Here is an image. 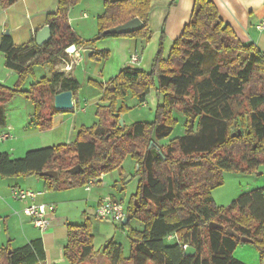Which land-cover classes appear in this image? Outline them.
Returning a JSON list of instances; mask_svg holds the SVG:
<instances>
[{"label": "trees", "instance_id": "trees-1", "mask_svg": "<svg viewBox=\"0 0 264 264\" xmlns=\"http://www.w3.org/2000/svg\"><path fill=\"white\" fill-rule=\"evenodd\" d=\"M1 1L9 6L17 0ZM80 1L59 0L57 13L48 17L53 37L42 47L35 39L16 45L10 35L3 37L1 51L6 66L19 75V85L33 74L35 65L54 68L51 77H43L28 92L0 83V126L6 124L4 103L25 92L35 104L38 128H52L60 112L54 108V96L72 90L76 98L81 88L78 78L55 68L72 56L69 46L94 49L91 60L102 62L110 52L96 50L97 41L153 36L152 0H103L99 32L84 39L69 21L71 8ZM136 17L145 24L140 31L108 33ZM164 44L165 31L150 71L125 66L106 86L91 81L102 88V100L108 103L99 107L97 124L81 127L70 143L29 150L19 158L0 152V175H37L49 181L52 190L88 186L100 182L104 174L120 171L130 154L137 160L140 180L128 221L120 223L129 227L131 252L125 256L123 245L110 241L102 252L110 264H247L234 256L240 238L226 229L252 239L264 255V187L242 194L227 207L216 204L212 190L223 184L225 171L252 173L264 164V53L238 37L212 0H195L190 22L168 55ZM155 83L163 94L156 119L121 126L127 106L118 107V99L133 94L144 104ZM175 109L187 118L186 133L162 143L173 131ZM78 164L83 172L71 174L69 170ZM47 170L57 171L59 179L41 175ZM133 217L144 221L143 230L131 227ZM185 246L194 247L196 253L186 254ZM64 252L68 264H86L98 257L89 221L68 225ZM0 264H47L42 239L16 249L3 247Z\"/></svg>", "mask_w": 264, "mask_h": 264}, {"label": "crops", "instance_id": "crops-1", "mask_svg": "<svg viewBox=\"0 0 264 264\" xmlns=\"http://www.w3.org/2000/svg\"><path fill=\"white\" fill-rule=\"evenodd\" d=\"M212 1L217 6L223 21L233 28L238 37L243 42L254 43L264 53V29L258 30L256 27L264 18V0ZM194 3L195 0H152L149 15V27L153 31L152 38L145 40L108 37L97 41L95 49L109 51L110 57L102 62L96 61L97 63L91 71H88L86 78L106 86L125 66H135L150 71L162 32L165 31L164 45L168 55L174 41L182 35L184 27L190 22ZM58 7L59 0H17L9 6H5L0 0V83H7L12 75H17L6 66L5 56L1 51L3 37L10 35L16 45L35 39L38 31L49 25L48 17L57 13ZM104 11L103 0H82L78 9H71L69 12L70 25L82 38H94L99 32L98 18ZM7 30L9 34H6ZM83 50L76 46L72 56L69 59H63L59 64L60 67L57 65L58 70L76 77L75 71L80 69L84 61ZM90 62L91 59L87 64L89 65ZM101 98L102 92L95 97L97 101H101ZM80 100V96L74 98V107L80 104ZM33 114H35V108L34 113H29L27 118L23 116V122L19 125L6 117V124L0 127V152H8L12 157L19 158L29 150L70 143L77 137L81 127L86 126L82 122L78 127V115L71 117L57 113L54 116L53 126L47 130L48 135L45 137L36 125ZM65 123L67 124L64 127L65 132L58 133L57 129ZM4 136L6 137L3 138ZM102 177L99 180H102ZM97 181L89 185L90 189L87 186L85 189L92 192L91 187ZM15 189L31 190L38 194L34 199L19 200L13 197L12 192ZM78 195L76 189L72 188L52 190L49 181L37 175L27 177L0 175V251L8 245L16 249L40 238L43 241L47 264H68L64 252L68 242V225L78 224L73 221L68 211L69 204L73 201H95V205L98 206L107 198L117 199L115 196L101 198L98 193L88 198ZM32 203L55 205L51 225L45 232L35 227L28 215L27 209ZM101 258L102 256L93 261V264H101ZM107 262L110 264L109 260Z\"/></svg>", "mask_w": 264, "mask_h": 264}, {"label": "rangeland", "instance_id": "rangeland-1", "mask_svg": "<svg viewBox=\"0 0 264 264\" xmlns=\"http://www.w3.org/2000/svg\"><path fill=\"white\" fill-rule=\"evenodd\" d=\"M81 3L82 0L71 9H78ZM79 47L82 48V50L85 48L84 46ZM96 63V61L91 60L88 65L83 61L80 65V69L75 71L77 73L76 78H78L81 83L79 94L76 97L78 98L80 96V104H76L72 110L58 112L59 114L71 117L78 115V127L82 122L86 124V126L97 124L99 122V116L97 114L99 107L108 104L104 102L102 98L101 101L95 99L98 94H101L102 88L86 78V76H88V71H91ZM58 67L60 66L58 65ZM58 67L56 66L55 68L58 69ZM53 68L51 64H38L35 65L33 74L29 75L20 85L18 74L15 76L12 75L9 81L4 84L10 88H20L22 91L28 92L32 90V85L40 81L43 77H51ZM156 86L155 83L151 87L144 104H141L139 99L133 94L118 99V107L124 104L127 106V109L122 115L125 126L129 127L135 122H153L156 119L157 107L163 101V94L158 92ZM34 108L35 104L33 100L25 92L13 95L4 103L6 117L11 118L17 125L23 122V116L27 118L29 113H34ZM172 115L176 120L173 131L169 136L161 140L162 143H169L172 139L183 136L186 133V116L176 109L173 111ZM34 116L35 114H33V117ZM66 125L65 123L64 126L58 128L57 132H65L64 127ZM42 133L45 137L48 135L47 130L42 131ZM137 169L138 163L136 158L129 154L123 161L122 169L103 175L102 180L91 187L93 189L92 192L86 190L84 185L76 186L72 189H76L77 193L84 198H88L90 195L93 197L97 193L101 198L115 196L118 200L123 202L127 215L129 216V206L139 186L140 177L136 173ZM223 180L222 185L212 190V195L218 206L227 207L242 194L263 187L264 164L260 166L257 172L252 173L225 171ZM96 206L95 201H73L69 204L68 209L75 223L84 224L89 221L91 225L94 235V247L95 250L99 252V255L95 260H91L92 262L88 261L86 264H93V261L95 262L98 260L100 256H102L101 264H108V260H105L107 259L106 256L102 254V249H104L107 242L112 240L120 242L123 245L125 256H129L131 252L129 227H123L121 223L112 220L99 218L96 215ZM130 225L133 229L139 231L143 230L145 227L144 221L139 217H133ZM234 256L247 264H264V255L261 254L259 248L254 243L240 242L234 251Z\"/></svg>", "mask_w": 264, "mask_h": 264}, {"label": "water", "instance_id": "water-1", "mask_svg": "<svg viewBox=\"0 0 264 264\" xmlns=\"http://www.w3.org/2000/svg\"><path fill=\"white\" fill-rule=\"evenodd\" d=\"M144 22L136 17L132 20H129L123 24H120L118 26H115L111 29L108 30V33L111 34H130V33H134L137 31H140L143 27H144ZM6 34H9V31H6ZM53 37L52 34V29L50 25H46L44 26L41 30L38 31L35 40H36V44L39 47L44 46L46 43H48ZM76 49V45H71L67 48V51L69 53H73ZM95 52L94 49L88 48V49H84L82 54H83V58L85 63L87 64L89 62V60L91 59L93 53ZM15 73V72H14ZM115 89V85L112 84L110 85V90H114ZM53 104L56 110L58 111H67V110H72L74 108V96H73V91L72 90H65V91H61L59 93H57L54 96V100H53ZM120 125L123 126L124 125V121H123V117L120 118ZM69 172L71 174H79L81 172H83V167L78 164L74 167H72ZM41 175L43 176H48V177H52L54 179H59V173L55 170H47L41 173ZM128 221V218L126 217L123 220V223H126ZM213 227H218V228H222L223 226L215 223V222H211L210 224ZM227 232L237 238H240L241 242H247V243H253V240L248 238V237H240V235L235 232L233 229L231 228H227L226 229ZM11 252V250L9 251ZM196 253V249L192 246H187L186 247V254L191 255V254H195Z\"/></svg>", "mask_w": 264, "mask_h": 264}, {"label": "built area", "instance_id": "built-area-1", "mask_svg": "<svg viewBox=\"0 0 264 264\" xmlns=\"http://www.w3.org/2000/svg\"><path fill=\"white\" fill-rule=\"evenodd\" d=\"M258 30L264 29V18L256 25ZM134 60L137 61V58L134 57ZM4 136L3 138H5ZM92 181L90 184L94 183ZM89 184V185H90ZM89 185L87 186L88 189ZM15 199H34L37 196V192L31 190L15 189L12 192ZM28 215L30 216L32 223L35 227L45 232L49 229L53 214L55 212V205L53 204H41V203H32L28 206ZM96 215L101 219L112 220L114 222L120 223L127 216L126 208L118 199L107 198L102 201L96 208ZM169 238H173L172 236ZM187 246H185L186 248Z\"/></svg>", "mask_w": 264, "mask_h": 264}]
</instances>
